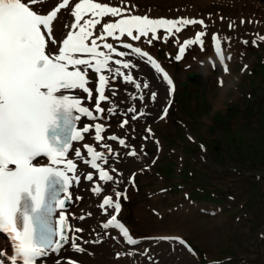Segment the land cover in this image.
I'll use <instances>...</instances> for the list:
<instances>
[{
    "label": "snow or ice",
    "instance_id": "1",
    "mask_svg": "<svg viewBox=\"0 0 264 264\" xmlns=\"http://www.w3.org/2000/svg\"><path fill=\"white\" fill-rule=\"evenodd\" d=\"M45 3L46 0H0V232L7 234L11 242L10 253L0 250V264H39L50 255H58L65 245L76 252L85 251L77 243L79 237L76 235L83 229L75 227L71 220H84L86 216H77L70 210L71 205L83 197L75 195L73 199L71 189L79 186L83 179L91 182L90 191L100 196L105 189L96 182L94 174H98L99 181H114L109 170L98 163L104 161L107 164L105 152L86 142V137L90 136L109 154L114 150L103 141H118L119 145L125 146L124 138L114 132L107 134L111 128L107 120L117 115L118 105L112 99L118 94L114 81L122 78L138 91L150 90L147 80L138 82L131 71H123L138 65L131 59L122 58L135 54L143 59L167 83L171 97L174 81L169 73L148 51L124 42L122 38L132 41L146 38L145 42L150 45L159 39L167 43L186 26L207 27L203 19L150 18L147 14L130 12L125 15L124 0H121V6L95 0H78L71 6L73 0H61L46 13L37 10V6L42 8ZM68 8L74 22L66 37L58 43L53 36L54 22L58 21L61 10ZM104 18L114 19L102 23ZM245 22L240 21L241 24ZM233 27L235 24L229 23V28ZM160 29L165 30L162 37L157 35ZM96 31L99 35L94 34ZM205 36L206 32L201 30L195 32L194 38H186L182 43L177 38L179 47L173 58L181 61L186 49L192 45H199L203 51L205 41L202 38ZM106 38H112L130 51H118ZM257 41H264V35L258 34L251 43L256 45ZM211 42L219 63L227 72L221 38L212 33ZM113 54L120 58L113 59ZM145 95L151 101H157L158 93L151 90L132 98L144 101ZM171 103L169 98L159 117L161 120L168 115ZM126 112L133 113L132 120L147 114L143 108L138 110L135 106L128 107ZM83 118L93 123H84L80 127ZM128 124L129 120L123 119L118 126L123 129ZM146 130L151 133L150 128ZM81 142L88 159L81 147H74ZM70 152L74 153L73 158H69ZM128 155L135 156V150ZM78 161H83L95 173L88 171L81 177ZM129 179L134 184V178ZM113 192L115 199L113 195L105 194L98 205L109 217L102 227L118 229L126 243L137 245L140 241L118 219L122 210L121 198H128L127 189L123 192L113 189ZM161 239L186 243L179 237ZM147 252L145 249L143 254L147 255ZM56 264H62V261L58 259ZM67 264L77 262L68 259Z\"/></svg>",
    "mask_w": 264,
    "mask_h": 264
},
{
    "label": "rangeland",
    "instance_id": "2",
    "mask_svg": "<svg viewBox=\"0 0 264 264\" xmlns=\"http://www.w3.org/2000/svg\"><path fill=\"white\" fill-rule=\"evenodd\" d=\"M249 1L255 5L249 3L245 8V0L133 1L139 10L155 7L163 15L184 7L203 20L223 17L221 26L208 23L200 29L206 32L204 50L192 45L181 61L173 58L178 51L171 39L167 43L155 40L151 45L144 42L171 73L174 91L171 97L168 92L167 97L152 101L153 112L146 114L147 129H151L148 144L140 139L141 126L123 132L141 141L136 146L146 162L133 171L134 184L128 179L121 185L122 192L129 190L128 198H121L118 219L128 224L136 239L156 232L183 237L193 249L194 264H264V41L251 43L256 34L264 35V0ZM241 12L244 15L239 16ZM246 13L259 22L258 33L248 26L231 32L229 22L244 20ZM195 29L187 28L186 38H192ZM212 30L221 38L227 72L211 52ZM195 49L202 61L190 60ZM169 98L168 117L161 120L160 104L166 99V105ZM226 110L220 121L214 119V112ZM124 114L117 109L115 122ZM233 132L237 146L229 151L223 148L222 157L205 149L211 137L224 143ZM150 196L156 197V203H151ZM151 207L163 211L159 215L163 220L154 221L157 214Z\"/></svg>",
    "mask_w": 264,
    "mask_h": 264
},
{
    "label": "bare ground",
    "instance_id": "3",
    "mask_svg": "<svg viewBox=\"0 0 264 264\" xmlns=\"http://www.w3.org/2000/svg\"><path fill=\"white\" fill-rule=\"evenodd\" d=\"M103 1L109 2L110 5L121 6V0H103ZM133 1L134 0H124V7L127 10L125 14H128V12L132 14L140 13L141 15L147 14L148 16H151L152 18H158L159 16L163 15L160 13V10H158L155 7L139 10L133 5ZM152 1L160 3V2H173V1L182 2L184 0H152ZM187 1L188 2L190 1L203 2L207 0H187ZM227 1L231 3L232 2L236 3L242 0H226V2ZM245 1L247 2L245 8H248L249 3L255 5V2L251 3L249 0H245ZM55 3H56L55 0L53 1L46 0V3L42 6V8L41 6H37V9L43 10V8H46V9L52 8L56 6ZM199 4L200 3H198V5ZM68 9L61 10V12L58 14V21L54 22L53 36L59 35L60 29L62 26L64 27L65 30L69 28V23L72 17L71 14H69L70 15L69 19L64 18V15H68V13L66 12ZM239 11H241V9ZM245 12L247 11L245 10ZM239 14H240L239 16L244 15L242 14V12ZM192 15L193 13L190 9H185L184 7H181L180 11L176 10L174 13L167 14L164 16L168 18H172V19H175L178 17L197 18L200 16L198 14L194 16ZM245 16L246 17H244V21L246 22L243 24H241L239 21L235 22V20L234 22L228 21L229 23L235 24V27L230 29L231 32L235 33V31H238V30L241 31V29H243L244 27L246 28V26L253 29L254 32L255 31L257 32L260 29V26L258 24L259 22L257 23V19L252 20L251 18L252 15L250 13H246ZM110 19L112 18H104L103 22H107ZM204 21H205V24L209 23L211 25H214L216 28L218 26H221V24L223 23V19H221L220 17H217L215 20L213 19L209 20V18L206 16ZM247 21H253V22L248 23ZM65 25H67L68 27H65ZM192 26H195L196 28L193 31V33H195L196 31H200V29L202 28V26L199 24L186 26L184 29H182L180 33L170 37L171 42L172 43L175 42L176 46L178 45V43L176 42L177 38L179 39L180 43L183 42V40L186 39L187 28L192 27ZM100 27L101 25L98 26V28ZM94 34L99 35V31H96ZM164 34H165V30L162 29V31L159 33V36L162 37ZM240 34L241 33H239V35ZM106 39L110 43H114L115 45L116 41H113L112 38H106ZM122 39L129 40L130 38L124 37ZM145 39L146 38H142L141 41H133V42L139 45L145 46L144 45ZM235 41H237V39ZM193 46L196 47L198 45H193ZM117 58H120V57L113 55V59H117ZM189 58L190 60H193L194 62L202 61L201 54L197 49H195V52L192 53ZM122 59H131L134 63L138 65V67L135 69H129V70H123V71L125 72L131 71L134 77L138 80V82L147 80L150 84V90L156 91L158 93L157 100L162 99V97L164 96L165 97L168 96L169 90L165 82L160 78V75L157 74L153 69H151L143 61H141L135 54L128 56V57H124ZM114 83L116 85V90L118 94L116 97H113L112 99L118 105L117 107L118 111L124 110V112H126L128 107L135 106L138 110L143 108V110L148 115L152 114L153 112L152 110L153 107H151L152 101L148 98L147 95H145L144 101H139V100L132 98L134 95L139 96L141 94L149 92L150 90L141 89L138 91L134 87V85L124 83L122 81V78H117L114 81ZM94 102L95 101L93 100L92 103L94 104ZM165 102H166V99H164L163 102L160 104L161 107L159 108V112L165 106ZM126 114L121 115L119 119L117 120V123L115 122L114 116H112L110 119L107 120V123L111 125V128L107 130V134L114 132L119 137L124 138L126 140L125 146L119 145L118 141L112 142V141L105 140L102 142V143H107L112 146L114 150L113 154L107 153L106 149H104L103 147H100L99 145H96L90 136L86 137V142L91 143L94 147L97 148L98 151L105 152V155L108 158L107 164H105L104 161H98V163L102 162L101 165L105 167L107 170H109L110 174L114 176V181L108 182V183L99 181L98 174H94V179L96 180V182L102 184L105 189V191L101 193L100 196L93 194L90 191V188L92 186L91 182L84 181L83 179H81V183L79 186L73 187L71 189V191L74 194L77 193L83 197L82 200L71 205L70 210L74 212L77 216L81 214H84L86 216L84 220H79V219L71 220V224H73L75 227H79L83 229L82 232L77 233L76 235L79 237V239L77 240V243L80 244V246L84 248L85 251L76 252L70 246L65 245V247L62 249V251L58 255L57 254L50 255L48 258H46V260H41L40 262L46 263V264H56V261L60 259L62 261V264H67V260L70 259L69 254H71V255L76 256L81 264H156L157 262H160L159 264H194L193 262L195 258L193 257V255L190 252L183 249L179 245L178 242H176L175 240L167 239L164 241L160 239V237L164 235H169L170 233L168 232L151 233V234H148L147 236L148 238L146 237L139 238L138 239L140 241L139 244L129 245L128 243L123 241L122 236L116 229L111 228V227L108 229H104L102 227L103 222L106 221L107 218H109L108 215H106L105 212L102 209H100L98 206L99 203L102 202V196L105 194L113 195V198L115 199L113 189L121 191V188H122L121 185L124 184L125 181H127L130 177L133 176L132 175L133 171L136 170L137 167H139L140 165L146 162L145 157L141 155V152L138 151L139 149L136 146L137 144H140L141 141L137 143L136 141L133 140L134 137H127L123 135V132L127 128H133L134 130H138V126L139 127L141 126L143 130L142 128L140 129L141 130L140 139H144L145 143L148 144V142L150 141L149 140L150 134L146 129L149 126V124H147L149 118H147V116L145 115L143 117H140L138 120H132L131 116L133 115V113L126 112ZM122 116H127L126 119L129 120V124L126 125L123 129L119 128L118 126L119 121L122 120ZM113 121L115 123H113ZM84 123H87V122L83 118L79 126L82 127ZM75 146L81 147V151L82 153H84L85 159H88L86 155V150H84L82 147V142L75 144L74 147ZM133 150H135L136 155L135 156L128 155V153ZM73 157H74V153L70 152L69 158H73ZM77 163H78V168L80 169L81 177H83L85 172H88V171H92L95 173V170L88 168L83 163V161H78ZM113 166H115V169H116L115 172L112 171ZM115 181H119V183H115ZM125 189H127V191L129 190L128 187ZM150 197H152L151 203H156V197L155 198L153 196H150ZM73 199H75L74 196H73ZM145 208H146V205H145ZM153 208L155 207H151V212L153 211L157 214V215L155 214L156 219H154V221L157 222V220L158 221L163 220L161 216L159 217V215L162 214L163 211H160V210L154 211ZM89 212L92 213L91 216L87 215V213ZM111 212L112 210L109 209V213ZM0 248L8 251V242L5 239V237H3L1 234H0ZM145 249L148 250L147 255L143 254ZM129 252L134 253V255H128ZM118 253L120 255H118ZM177 253L181 254L180 256L181 259L176 257Z\"/></svg>",
    "mask_w": 264,
    "mask_h": 264
},
{
    "label": "trees",
    "instance_id": "4",
    "mask_svg": "<svg viewBox=\"0 0 264 264\" xmlns=\"http://www.w3.org/2000/svg\"><path fill=\"white\" fill-rule=\"evenodd\" d=\"M230 105H228L226 107V109H230L229 107ZM226 110L225 112L221 113V112H214V119L216 121H220L221 118L224 116L225 113H227ZM236 134V132H233V134H228L227 135V138L226 141L224 143H222L218 138H216V136L214 137H211L208 141H209V145H206L205 144V149L208 151V152H215L216 154H218L219 157H222V151H223V148H225L226 150H232L231 148L232 147H236L237 144L235 143V139H234V135ZM214 147H212V145H214ZM211 147V148H210Z\"/></svg>",
    "mask_w": 264,
    "mask_h": 264
}]
</instances>
